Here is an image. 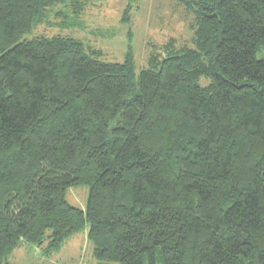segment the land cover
<instances>
[{
  "label": "trees",
  "instance_id": "obj_1",
  "mask_svg": "<svg viewBox=\"0 0 264 264\" xmlns=\"http://www.w3.org/2000/svg\"><path fill=\"white\" fill-rule=\"evenodd\" d=\"M86 1L0 0V264L85 228L103 264H264V0H176L193 47L138 72L28 37Z\"/></svg>",
  "mask_w": 264,
  "mask_h": 264
},
{
  "label": "rangeland",
  "instance_id": "obj_2",
  "mask_svg": "<svg viewBox=\"0 0 264 264\" xmlns=\"http://www.w3.org/2000/svg\"><path fill=\"white\" fill-rule=\"evenodd\" d=\"M81 11L75 18L80 27L71 28L65 23L72 19L71 13L64 20L52 14L28 37L65 35L77 38L87 50L98 51L101 58L108 62L120 63L125 53L131 51L136 72L147 66L154 48L162 47L169 41H173L176 48L193 47L194 17L176 0H87ZM67 193L69 204L78 208L86 207L89 194L86 186L71 187ZM86 233L87 228L71 235L59 251L48 256L31 244H22L9 256V262L103 264L94 259Z\"/></svg>",
  "mask_w": 264,
  "mask_h": 264
}]
</instances>
